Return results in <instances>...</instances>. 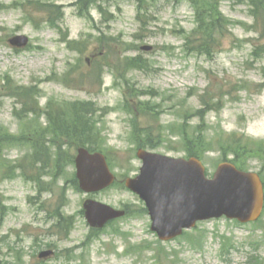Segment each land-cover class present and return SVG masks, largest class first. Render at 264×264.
<instances>
[{"label": "rangeland", "instance_id": "obj_1", "mask_svg": "<svg viewBox=\"0 0 264 264\" xmlns=\"http://www.w3.org/2000/svg\"><path fill=\"white\" fill-rule=\"evenodd\" d=\"M240 1L219 0L229 32L207 56L198 49L196 12L187 0H145L142 10L136 0H0V134L21 137L24 145L8 141L4 153L26 167L11 169L10 179H2L6 169L0 167V264H264V214L249 225L225 218L203 222L160 244L145 204L124 186L139 174L142 140L148 151L189 158L185 130L207 141L200 158L209 177L224 161L220 149L227 140L261 149L244 159L264 177V13ZM18 35L29 38V47L10 46ZM133 58L144 66H125ZM18 87L35 89L27 103L35 100L41 109L50 102H91L96 142L117 183L87 196L71 183L74 165L57 175L46 168L33 180L24 160L33 154L27 141L41 140L44 133L34 129L46 128L48 120L45 114L18 116L25 106L10 96ZM158 142L155 149L147 146ZM77 148L63 146L74 155ZM87 198L128 215L102 231L91 229L81 213ZM60 217L73 223L68 236L58 234ZM47 250L54 255L40 259Z\"/></svg>", "mask_w": 264, "mask_h": 264}, {"label": "water", "instance_id": "obj_2", "mask_svg": "<svg viewBox=\"0 0 264 264\" xmlns=\"http://www.w3.org/2000/svg\"><path fill=\"white\" fill-rule=\"evenodd\" d=\"M13 47L24 48L29 39L13 37ZM152 47H143L149 51ZM142 161L140 174L128 178L126 187L146 204L151 230L164 242L181 236L198 222L226 217L241 223L256 221L264 206V188L260 176L244 172L229 162L221 163L212 179L197 158H172L145 150L138 151ZM76 179L86 194L101 192L116 180L103 153L79 148L75 159ZM85 218L92 228L102 229L109 221L126 212L88 199L83 204ZM53 251H43L47 259Z\"/></svg>", "mask_w": 264, "mask_h": 264}, {"label": "trees", "instance_id": "obj_3", "mask_svg": "<svg viewBox=\"0 0 264 264\" xmlns=\"http://www.w3.org/2000/svg\"><path fill=\"white\" fill-rule=\"evenodd\" d=\"M174 2L179 0H173ZM192 3L196 12V21L197 27L194 31V34L197 35L196 41H198V49L201 53L211 55L214 53V45L221 40L225 35L227 36L228 23L226 18L221 14V7L219 0H187ZM240 1V0H238ZM241 0L240 2H242ZM252 4L257 8V13H264V1L263 0H250ZM138 9L142 10L144 8L145 0H136ZM38 4V3H37ZM41 11L48 12V6L43 4H38ZM189 42L190 38L187 39ZM139 58H133L131 60H126V66L131 67L132 69H140L144 66L142 62L139 61ZM15 91V92H14ZM32 92V93H31ZM17 96L19 99V103L24 105L25 107L19 113V117L21 118L22 113L32 114L36 117L39 115H46L48 120L47 127H37L41 130H34L39 134H41V140L32 142V138L30 141H27L28 144H31V149L33 150V154H26L24 160L26 163L28 160L30 161L29 168L33 171V176L31 177L33 180L36 178H41L46 172V168L53 171L61 172L65 166H73L75 155L70 152L69 149H64L63 146L66 144L70 149L72 146L74 147H86L91 152L102 151L99 147V144L96 140L100 137V134L95 129L90 118L92 114L97 112V109L91 102H75L68 103V101H64L63 104H59L58 102H50L44 109L39 107V103L34 100L33 105L27 103V101L31 100L32 97L36 95L35 89H26L18 87L13 89V93H10V96ZM202 103L204 108L197 111V116L204 117V114L207 110V99H203ZM29 106V108H27ZM175 128V127H174ZM200 129V128H199ZM137 132V131H136ZM35 133V135H38ZM137 133L136 135H138ZM200 134L198 137H190L188 132L185 130L183 138L186 142L187 152L190 157H197L199 159L204 152H207L209 148L207 146V141L204 136ZM3 139V140H1ZM10 141L15 145H24L21 143V137L14 136L10 133L0 134V167L5 168L6 178H2L1 175L0 180L2 179H10L14 178L15 174H10V170H13L15 173L17 170H26L25 165L22 163H11L6 158L4 153V146L8 144ZM41 141V144L39 143ZM142 140L139 144L140 148L146 149V145ZM63 142L62 144H60ZM161 142L156 144H147V146H151L152 149L157 148ZM57 147L56 151H52V147ZM210 150V149H209ZM224 153V161H231L234 163L239 169L248 171V159H244L245 153H251L252 155H259L261 149L255 148L251 150H247L245 146H243L240 142H233L231 140H227L222 142L221 149ZM232 154L234 157L228 160V156ZM6 163L9 164V167H6ZM54 164V165H53ZM24 175V174H23ZM25 176H28L25 173ZM75 177V176H74ZM2 178V179H1ZM264 179V177H263ZM73 187L80 191L78 188V183L75 178L71 180ZM41 188L39 192H42ZM143 212L147 213V210L143 208ZM82 213V212H81ZM59 229V235L68 236L71 232L73 223L71 219H66L60 217L59 223L57 225ZM256 260L252 262L255 264ZM259 263V262H258Z\"/></svg>", "mask_w": 264, "mask_h": 264}]
</instances>
